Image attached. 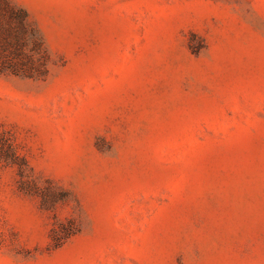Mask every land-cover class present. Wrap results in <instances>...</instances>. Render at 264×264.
I'll list each match as a JSON object with an SVG mask.
<instances>
[{"label":"rangeland","instance_id":"obj_1","mask_svg":"<svg viewBox=\"0 0 264 264\" xmlns=\"http://www.w3.org/2000/svg\"><path fill=\"white\" fill-rule=\"evenodd\" d=\"M13 1L0 264H264V0Z\"/></svg>","mask_w":264,"mask_h":264},{"label":"trees","instance_id":"obj_2","mask_svg":"<svg viewBox=\"0 0 264 264\" xmlns=\"http://www.w3.org/2000/svg\"><path fill=\"white\" fill-rule=\"evenodd\" d=\"M48 62L45 39L28 9L13 0H0V74L45 78ZM59 244L57 240L55 246Z\"/></svg>","mask_w":264,"mask_h":264}]
</instances>
